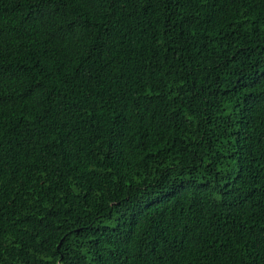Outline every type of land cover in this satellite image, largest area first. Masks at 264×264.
Instances as JSON below:
<instances>
[{
    "label": "trees",
    "instance_id": "1",
    "mask_svg": "<svg viewBox=\"0 0 264 264\" xmlns=\"http://www.w3.org/2000/svg\"><path fill=\"white\" fill-rule=\"evenodd\" d=\"M0 264H264V0H0Z\"/></svg>",
    "mask_w": 264,
    "mask_h": 264
}]
</instances>
